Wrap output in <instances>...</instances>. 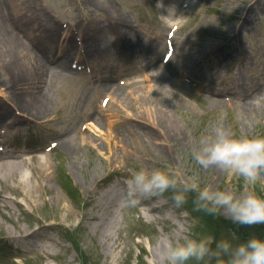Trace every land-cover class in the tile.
Instances as JSON below:
<instances>
[{
  "label": "rangeland",
  "instance_id": "1",
  "mask_svg": "<svg viewBox=\"0 0 264 264\" xmlns=\"http://www.w3.org/2000/svg\"><path fill=\"white\" fill-rule=\"evenodd\" d=\"M183 1L167 0L163 7L161 0L159 4L158 0H101L98 6L85 0L8 1L13 19L21 9L29 15L40 8L47 12L45 26L52 27L51 20L58 25L60 33L53 38L57 65L65 64L66 54L73 59L82 51L96 50L97 55H88V67H95L96 61L114 63L122 54L126 64L138 61L147 66L134 65L127 75L135 74L137 79L131 78L133 82L125 86L111 78L113 83L103 86L96 76L89 79L87 70L57 72L52 63L47 66L53 79L41 74L30 82L31 76L13 78L0 57L1 82L27 93L48 85L55 103L37 121L13 106L3 108L5 116L18 119L19 125L0 126V149L4 146L5 153L18 158L5 159L0 153V165L13 161L22 167L16 178L0 174V207L9 203L5 214L0 211V264H162L154 250L169 239L207 233L219 238L231 232L244 239L239 224L226 211L208 215L191 198L179 208L171 192L142 199H155L153 206L159 207L157 213L144 212L147 217L136 208L149 207L142 200L135 206L124 203L125 181L141 166L172 167L201 186L239 194L246 190L240 177L217 167L202 168L191 158V149L218 122L239 135H264V0L253 7L247 0H199L181 12ZM117 13L129 19L119 38L108 33ZM74 16L79 23L71 26ZM174 20L180 21L172 40L175 55L163 68L167 32ZM86 24L94 28L96 38L107 36L104 47L88 49L79 41L82 37L76 29ZM23 26L19 25L29 37L38 34L36 23ZM73 27L72 38L64 39L65 31ZM105 70H101L104 76L116 74ZM157 76L167 79L155 81ZM115 84L123 89V96H113L110 87ZM6 92L0 88V104L8 98ZM104 96L111 97L105 109L100 106ZM217 97L219 106L209 100ZM83 135L88 143H81ZM65 138L70 140V151L60 146ZM53 142L57 146L46 151ZM110 185H119L118 205L97 206ZM256 190L264 194V180ZM61 204L69 211H63ZM81 208L94 211L98 220L84 218L80 225Z\"/></svg>",
  "mask_w": 264,
  "mask_h": 264
},
{
  "label": "clouds",
  "instance_id": "2",
  "mask_svg": "<svg viewBox=\"0 0 264 264\" xmlns=\"http://www.w3.org/2000/svg\"><path fill=\"white\" fill-rule=\"evenodd\" d=\"M88 142L89 138L83 135L81 143ZM190 155L204 169L217 167L228 175L240 177L246 190L237 194L210 185L201 186L172 167L141 166L125 181L124 203L135 206L142 199L163 197L171 192L177 208L191 198L195 207L208 215L226 211L234 223L264 224V194L256 190L264 180V135H239L218 122L195 144ZM161 261L162 264H264V237L250 235L241 239L231 232L219 238L207 233L169 239Z\"/></svg>",
  "mask_w": 264,
  "mask_h": 264
},
{
  "label": "bare ground",
  "instance_id": "3",
  "mask_svg": "<svg viewBox=\"0 0 264 264\" xmlns=\"http://www.w3.org/2000/svg\"><path fill=\"white\" fill-rule=\"evenodd\" d=\"M8 1L9 0H0V49H1L0 57L1 60L6 61V63H8V71L13 76V78L21 79V77H23L24 75L26 77L31 76L28 79V81L31 82L32 79H34L37 76H40L41 74L42 75L50 74V79H53L54 74L52 75V71H50L51 69L48 68L47 66V64L49 63L56 65L55 69L57 72L59 71L61 72L60 69L64 71H70L68 64H64L62 66V65H57V63H55L56 60L54 58V51L56 49V46H54L53 38L56 34L60 33V29L58 28V25L57 24L55 25L54 24L55 22L52 20L50 21L52 27H50L49 25L45 26V22H42V20L44 19L45 21H47L48 18L44 15L47 14V12L45 10L37 8L34 9V12L32 11L34 14L31 13L28 15V13H30L29 11L23 12L22 11L23 9H21L19 11L18 17L14 15V19H13V14L9 11L8 8ZM85 1L86 2L89 1L92 4H95V6H98L99 2H101V0H85ZM247 2L253 4L252 7L256 5L257 6L261 5L260 0H247ZM164 3H161L162 7ZM104 6L107 8V10L116 11L112 5L104 4ZM24 16H28L31 19L33 18V22L37 24L38 34H35V36L32 38L29 37L21 29V27H19V25L24 27L23 24L25 22L30 24H35V23H31L32 22L31 19L28 18L24 19L23 18ZM22 18L25 20L24 23L20 22V19ZM115 19L116 22L111 23L108 33L110 34L115 33L116 36H118L119 38V34L120 36L122 34V28L128 27L129 19L125 16V13H117ZM70 21H71L70 24L71 26L77 25L79 23L78 18L75 16L71 18ZM93 30L94 28L91 26V24L82 25L80 26V28L78 27L76 31L79 32L82 37L79 41L81 43H84L88 49L94 48L95 45L97 46V48H99L100 46L104 47L108 42L107 36L96 38L95 35H93L94 34ZM105 30L107 31V29ZM66 31L64 34V39L72 38L71 32L74 31V27L70 28L67 32ZM234 32L236 31L234 30ZM123 37L128 39L126 36ZM23 39H25L26 42ZM57 49L60 48L57 47ZM81 53L85 57H87V55L89 54L93 56L96 54V50H92L87 53L82 51ZM62 58L64 61H66L68 59V55L66 54ZM80 60L83 61V58H80ZM161 78L167 79L165 76H159V77L157 76L155 77V81L156 80L160 81L162 80ZM107 84H111V83L105 82L103 83V86H106ZM0 88L7 89L6 95L9 94L8 98L3 99L2 103L0 104V125L8 121V124H6L4 127L6 126L10 127V124L12 123H13L12 125H16V124L19 125V121L18 119L14 121L12 120V118L9 117L7 118L5 116L6 114L3 108L7 109L8 106H13L17 108L20 112H22L24 116L26 115L29 119L33 121H37L41 119V116L44 115L45 112H48L55 105L52 97V90L48 85L46 86V88H42L39 91L33 93H27V91L22 92L21 90H19L20 92L19 91L16 92L15 90H12L11 87H9V83L1 82V81H0ZM122 92L123 89L117 86L116 88H114L113 96L116 95L121 97L123 96ZM209 100L212 104H215L216 106L222 104L219 97L209 98ZM245 104H247V108L251 107V104L248 103ZM1 127H3V125ZM172 131L175 132L174 127L172 128ZM68 139L69 138H65L60 141V146L62 147V149L66 151H70L71 149L70 147L71 143L70 140ZM168 145H170V141L168 142ZM150 153L154 155L152 151H150ZM17 158L18 157L15 154H9L8 156L5 157V159H12V160ZM31 158L34 159L35 157L32 156ZM38 162L40 166L44 165V161H41L39 159ZM21 167L22 164L20 163L13 161H6L5 163L0 165V174L2 175L1 178L3 177L5 179L16 178V175H18V173L20 174ZM118 186L119 185L108 186V188L104 190V192L98 199L97 206L105 207V208L117 206L119 202L118 199L119 195L116 187ZM154 200L155 199L146 200V201L142 200L145 206H149V207H142V208L136 207L140 216L147 217V215L144 212L148 214L157 213V211L159 210L157 208L159 207L153 206V204L155 203ZM17 204L20 205L22 208H24L23 205L20 204L19 202H17ZM7 207H9V203L6 202L4 206L0 207V211L2 212V214L4 213V208ZM61 209L63 211H69L68 206L64 204H61ZM79 216H82L81 221L79 222L80 225L82 224L84 218L89 220H98V216L91 209L89 212V210H84L83 208H81ZM149 219L151 221L154 220L152 215H150ZM111 221H113V219H111ZM20 236L22 237L23 234H21ZM15 237L17 238L18 235L14 234V238ZM23 237L25 239L27 235H24ZM158 246L159 247L154 250V253L156 254V257L161 258L164 245L160 243Z\"/></svg>",
  "mask_w": 264,
  "mask_h": 264
},
{
  "label": "trees",
  "instance_id": "4",
  "mask_svg": "<svg viewBox=\"0 0 264 264\" xmlns=\"http://www.w3.org/2000/svg\"><path fill=\"white\" fill-rule=\"evenodd\" d=\"M239 232L244 236V238L250 235H259L264 237V224H254V225H241L239 224Z\"/></svg>",
  "mask_w": 264,
  "mask_h": 264
}]
</instances>
